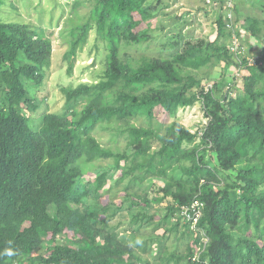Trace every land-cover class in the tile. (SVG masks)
Instances as JSON below:
<instances>
[{
	"label": "trees",
	"instance_id": "obj_1",
	"mask_svg": "<svg viewBox=\"0 0 264 264\" xmlns=\"http://www.w3.org/2000/svg\"><path fill=\"white\" fill-rule=\"evenodd\" d=\"M246 1L207 2L209 40L159 36L162 0H72L58 17L67 73L91 34L103 70L60 88L63 109L36 124L50 29L0 14V264H264V0L249 1L262 18L240 12ZM196 103L195 132L167 122ZM194 201L193 225L180 210ZM120 214L121 232L158 228L126 241Z\"/></svg>",
	"mask_w": 264,
	"mask_h": 264
},
{
	"label": "rangeland",
	"instance_id": "obj_2",
	"mask_svg": "<svg viewBox=\"0 0 264 264\" xmlns=\"http://www.w3.org/2000/svg\"><path fill=\"white\" fill-rule=\"evenodd\" d=\"M211 0H162V5L168 3V8L161 10L159 16L153 21V26H158L164 24L165 31L158 32L159 36L169 32L171 28L175 27L176 30L182 28L183 33H193V35H200L209 40L214 39L215 28L212 25V19H208L204 11L206 8L205 5L209 6ZM250 1V0H249ZM242 4L239 7V10L244 15L261 17V12L259 9H252L250 2ZM72 0H5L3 5L0 8V14L6 22H18L19 24H28L30 27L41 26L49 27L48 30L51 42H52V52L50 57L49 67L45 68L44 77L42 85L39 90H36L38 93L37 104L38 109L35 112V115H31L30 118L34 120L35 124L39 121V116H41L42 111L46 108L48 112L57 113L63 109V92L60 88L76 86L80 82H90L94 76L101 73L103 67L99 63L100 57H95L94 50V41L93 35L89 37V42L83 47V49L78 52L77 57L74 60L72 71L70 74L67 73L68 64L64 61L63 56L66 51V43L60 36V30L63 27V18L58 21V17L62 14L67 16L71 11ZM210 9V8H209ZM201 10V11H200ZM84 12V8H80V12ZM181 16V17H180ZM57 21L59 22L58 25ZM162 33V34H161ZM241 34H244L241 31ZM250 42H254L255 46H260L261 44L254 41V39L249 38ZM238 43L234 42L232 50H236ZM245 55L247 58H251L250 54L254 52L245 47ZM95 59V64L92 63V59ZM252 61V58L250 59ZM94 62V61H93ZM213 80H219V71L213 73ZM211 84V82H210ZM34 91V90H32ZM222 91V90H221ZM225 91V90H224ZM223 91V93H224ZM222 93V95H223ZM36 94V93H35ZM40 95L45 97V100L40 99ZM177 121L181 126L188 129L190 132H195L202 125L205 124L206 119L203 117L202 110L199 103H196L193 107H186L184 109H179L177 114L174 117H170L167 122ZM96 136L102 142H105V133L95 132ZM206 159L210 160V156L206 154ZM211 165H214L213 163ZM109 185L112 184V181L108 182ZM102 201L107 202V197H104ZM167 204V201H164L160 206H155L156 208H163ZM121 215V214H120ZM128 217L123 214L119 215L110 222L112 225L120 224V232L127 226ZM157 222L151 223L150 227L146 229L143 228L137 233H128L121 232L122 236L126 241H129L131 238L144 239L150 235L151 230L158 228L156 226ZM167 229L165 226H162L160 229H156L152 236L156 237L157 234L162 235L163 231ZM149 233L146 235V233ZM168 236V235H167ZM165 244L168 247L175 244H180L182 238L180 234H169ZM178 240V241H177ZM179 245V246H180ZM174 246L170 248L173 250ZM179 252L178 254H180ZM153 256V255H152ZM151 260V258L149 259ZM173 264V263H171Z\"/></svg>",
	"mask_w": 264,
	"mask_h": 264
},
{
	"label": "built area",
	"instance_id": "obj_3",
	"mask_svg": "<svg viewBox=\"0 0 264 264\" xmlns=\"http://www.w3.org/2000/svg\"><path fill=\"white\" fill-rule=\"evenodd\" d=\"M234 42H237V41L233 40L232 46L234 45ZM231 50H232V48H231ZM232 51H234V50H232ZM199 208H200V203L197 201H194L190 206L181 207L180 216L185 221L192 222V224L194 225L198 222L200 214H201Z\"/></svg>",
	"mask_w": 264,
	"mask_h": 264
},
{
	"label": "clouds",
	"instance_id": "obj_4",
	"mask_svg": "<svg viewBox=\"0 0 264 264\" xmlns=\"http://www.w3.org/2000/svg\"><path fill=\"white\" fill-rule=\"evenodd\" d=\"M3 254L7 255V256H12V255H14V252L9 248V249H5Z\"/></svg>",
	"mask_w": 264,
	"mask_h": 264
}]
</instances>
